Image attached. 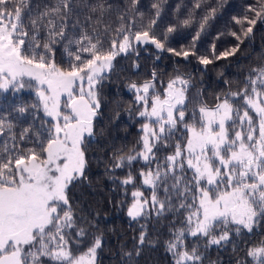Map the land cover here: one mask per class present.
Segmentation results:
<instances>
[{"label":"snow or ice","instance_id":"obj_1","mask_svg":"<svg viewBox=\"0 0 264 264\" xmlns=\"http://www.w3.org/2000/svg\"><path fill=\"white\" fill-rule=\"evenodd\" d=\"M165 3L155 0L145 18L141 0H124L114 23L111 0H0V264H97L102 236L93 231L94 221L77 214L69 192L87 179L100 86L118 56L139 55V45L151 44L207 66L235 55L257 21L264 23V0H256L232 18L238 27L227 34L237 44L219 54L213 45L210 57L197 54L195 41L223 4L194 0L185 19L158 34ZM198 9L193 43L166 48L170 34L196 22ZM155 81L153 72L151 80L128 85L141 134L136 145L113 154L110 169L141 163L139 186L131 171L121 181L134 185L127 215L182 217L165 248L174 264H204L201 246H224L264 221V64L251 69L243 87L228 88L212 104L199 94L189 100L190 82L181 76L163 93ZM25 91L35 99L25 102L18 95ZM146 236L142 224L133 249L123 253L125 264H138ZM244 256L238 264H264V239Z\"/></svg>","mask_w":264,"mask_h":264},{"label":"trees","instance_id":"obj_2","mask_svg":"<svg viewBox=\"0 0 264 264\" xmlns=\"http://www.w3.org/2000/svg\"><path fill=\"white\" fill-rule=\"evenodd\" d=\"M48 0H32L33 4H43ZM115 5L112 20L115 23V11L122 9L124 0H111ZM155 0H141L140 7L147 14L154 11L151 4ZM194 0H166L164 11L157 24V33L163 32L169 25L185 19L192 8ZM215 5L218 0H208ZM223 7L218 9L215 18L210 19L195 41L197 54L212 56L213 45L215 53L219 54L231 49L237 44L234 37L228 35L230 30H236L237 25L233 17L245 14L246 6L256 3V0H219ZM179 9V10H177ZM202 9L197 10L196 22L191 27L178 28L169 35L166 48L171 46L179 51L187 49L192 43V37L197 30ZM252 16V13H247ZM139 55L118 56L113 62L115 68L104 80L101 87V108L95 121L97 135L87 145L86 168L87 179L74 185L69 192L70 201L78 215L94 221L97 228L93 229L102 236V247L99 249L97 264H125L123 253L132 250L135 238L141 233V225L147 229L146 245L143 247L138 264H174L171 253L165 248V241L171 237V229L178 226L182 217L172 213L161 217L155 216L148 220H130L127 216L132 202L131 191L134 185L123 186L121 181L129 171L136 178L139 186L138 170L141 163L134 162L131 169L119 168L111 170L112 156L121 149L127 151L137 144L141 134V120L138 116V103L134 92L129 89L131 82L142 84L151 80L153 72L156 74V89L163 93L169 81L176 76L189 80L187 96L189 100L199 94V97L212 104L217 95L225 93L228 88L238 90L243 87L246 77L253 67L264 64V23L259 20L253 27V32L245 38L239 46V51L233 56L213 59V63L205 66L198 62L195 56L185 59L167 51H160L154 45H139ZM159 56V58H157ZM56 59L61 61L58 51ZM138 65V66H134ZM227 81V84L225 83ZM25 102H31L35 96L31 92L18 94ZM7 102H16V97L5 94ZM5 103L0 99V104ZM164 151H171L166 149ZM127 189V192L125 191ZM145 196L149 189L143 188ZM194 238H188L191 246ZM264 239V221L254 227L252 233L246 231L240 236H232L231 242L224 246H210L204 251V264H238L245 259V249L253 243ZM155 242L149 246L147 241ZM89 238L87 243H90ZM250 259V258H248Z\"/></svg>","mask_w":264,"mask_h":264},{"label":"rangeland","instance_id":"obj_3","mask_svg":"<svg viewBox=\"0 0 264 264\" xmlns=\"http://www.w3.org/2000/svg\"><path fill=\"white\" fill-rule=\"evenodd\" d=\"M138 103V102H137ZM97 117H98V115H97ZM96 121V120H95ZM146 187V186H145ZM147 188V187H146ZM128 216V215H127ZM128 218L130 219V220H132L129 216H128ZM99 251V250H98ZM98 257H99V253H97V261H98Z\"/></svg>","mask_w":264,"mask_h":264}]
</instances>
